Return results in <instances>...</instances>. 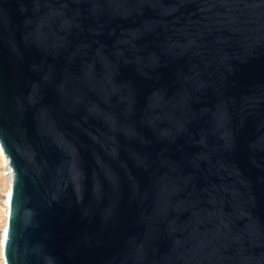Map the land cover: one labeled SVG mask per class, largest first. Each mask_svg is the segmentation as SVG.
Returning <instances> with one entry per match:
<instances>
[{"label":"water","instance_id":"1","mask_svg":"<svg viewBox=\"0 0 264 264\" xmlns=\"http://www.w3.org/2000/svg\"><path fill=\"white\" fill-rule=\"evenodd\" d=\"M5 264H264V0H0Z\"/></svg>","mask_w":264,"mask_h":264},{"label":"rangeland","instance_id":"2","mask_svg":"<svg viewBox=\"0 0 264 264\" xmlns=\"http://www.w3.org/2000/svg\"><path fill=\"white\" fill-rule=\"evenodd\" d=\"M4 167L5 166L0 158V264H5L2 244L5 228L7 225V201L10 191V186L6 175L7 171Z\"/></svg>","mask_w":264,"mask_h":264},{"label":"bare ground","instance_id":"3","mask_svg":"<svg viewBox=\"0 0 264 264\" xmlns=\"http://www.w3.org/2000/svg\"><path fill=\"white\" fill-rule=\"evenodd\" d=\"M0 158H1L2 163L5 166L4 168H6V171H7L6 175H7V179H8L10 190H11L12 174L10 173L8 160H7L6 156L4 155V152L1 148V146H0ZM9 193H10V191H9ZM8 196H9V194H8ZM7 208H8V212H9L8 201H7ZM7 219H8V214H7ZM2 248H3V244H2Z\"/></svg>","mask_w":264,"mask_h":264}]
</instances>
